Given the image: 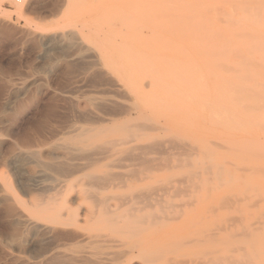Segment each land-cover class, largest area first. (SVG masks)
I'll use <instances>...</instances> for the list:
<instances>
[{"label": "rangeland", "instance_id": "374dc122", "mask_svg": "<svg viewBox=\"0 0 264 264\" xmlns=\"http://www.w3.org/2000/svg\"><path fill=\"white\" fill-rule=\"evenodd\" d=\"M218 1L0 0V264H43L40 256L49 242L29 233L24 221L44 222L53 213L47 209L51 199L63 196L77 201L69 205L79 214L75 229L83 235V264H264V0H221L231 1L229 6ZM190 21L200 33L227 31L220 41L261 42V56H177L174 46ZM243 33L250 39L240 38ZM94 54L115 84L95 88L92 77L66 93L67 75L84 71L78 57ZM64 57H70L68 65L59 64ZM244 62L255 71H242ZM100 98L134 104L138 113L102 125L85 123L79 114L94 110ZM69 124L74 131L102 128L87 149L125 138L130 130L142 136L134 144L158 141L161 153L148 158L160 163L140 166L123 152L90 157L97 152L78 151L79 129L61 131ZM74 154L82 171L61 178L57 163L70 162ZM91 160L99 161L92 166ZM109 173L117 180L97 184L100 191L88 188L87 177ZM109 209L113 214L105 213ZM62 252L67 256L60 264H74V253Z\"/></svg>", "mask_w": 264, "mask_h": 264}, {"label": "bare ground", "instance_id": "6f19581e", "mask_svg": "<svg viewBox=\"0 0 264 264\" xmlns=\"http://www.w3.org/2000/svg\"><path fill=\"white\" fill-rule=\"evenodd\" d=\"M203 1H205V0H201V3L203 2ZM218 2H222L221 0H219ZM217 2V3H218ZM238 2V1H237ZM217 3H216V5H217ZM227 3H229V4H231L232 5V2L231 1H225V2H222V4H225V5H227ZM187 4V3H186ZM185 4V5H186ZM189 4V3H188ZM219 4V3H218ZM222 4H219V5H222ZM247 4V3H246ZM249 4H250V2H249ZM196 5V4H195ZM202 4H200V7H202L203 8V6H201ZM187 6V5H186ZM191 6V5H190ZM215 6V5H214ZM223 7H224V5H222ZM227 6H229V5H227ZM246 6V5H245ZM249 6V5H248ZM184 7V6H183ZM189 7V6H188ZM193 7V6H192ZM219 7V6H218ZM237 7V6H236ZM263 7V6H262ZM182 8V7H181ZM187 8V7H186ZM191 7H189V9H190ZM206 9H207V7H205ZM210 8H211V6H210ZM214 8V7H213ZM259 8H261V6H259L258 7V9ZM184 9V8H183ZM235 9V11L238 9H236V8H234ZM247 9V8H246ZM256 9V8H255ZM187 10H188V8H187ZM201 10V9H200ZM211 10V9H210ZM210 10H208V11H210ZM190 11H195L196 12V9L195 10H193V8H192V10H189V12ZM199 11V10H198ZM213 11V10H212ZM246 11H248V10H246ZM226 12V11H225ZM262 12V11H261ZM192 13V12H191ZM190 13V14H191ZM202 13H204V12H202ZM210 13H211V11H210ZM227 13V12H226ZM248 13H250V12H248ZM193 14V13H192ZM196 14H197V12H196ZM260 14H262V13H260L259 12V16H260ZM200 15V14H199ZM226 15V14H225ZM229 15V14H228ZM243 15V14H242ZM250 15H252V14H249L248 16H250ZM258 15H256L255 14V17L256 16H258ZM184 16V15H183ZM195 16V15H194ZM198 16V15H197ZM197 16H195V18L194 17H192V19L194 20V19H196V17ZM200 16H204V14H201ZM205 16H206V14H205ZM234 16V15H233ZM236 16V15H235ZM185 17H187V16H185ZM185 17L184 18H182L183 20L185 19ZM211 17H212V15H211ZM216 17V16H215ZM221 17V16H220ZM228 17V19L230 18V16H227ZM244 17V16H243ZM251 17V16H250ZM190 19H191V17H189ZM213 18V17H212ZM218 18V17H217ZM242 17H240V19H241ZM221 19H223V18H221ZM231 19V18H230ZM229 19V20H230ZM260 19H261V17H260ZM192 20V21H193ZM216 20V19H215ZM220 20V19H219ZM233 20V19H232ZM244 20V19H243ZM246 20H250V18H248V19H246ZM257 20V19H256ZM201 21V20H200ZM234 21V20H233ZM235 21H237V19H235ZM182 22V21H181ZM194 22V21H193ZM205 22V21H204ZM212 22V21H211ZM219 22V21H218ZM238 22H240V20H238ZM237 22V23H238ZM247 22V21H246ZM251 22V24L253 23L252 21H250ZM260 21H258V23H259ZM189 23V22H188ZM195 23V22H194ZM220 23V22H219ZM221 23H223V22H221ZM226 23H228V21L226 22ZM231 23V22H230ZM241 23V22H240ZM239 23V25L240 26H242L241 24ZM257 23V22H256ZM197 24V23H196ZM198 24H201V23H198ZM197 24V25H198ZM205 24V23H204ZM203 24V25H204ZM229 24V23H228ZM193 26V24H191V21H190V24H189V26H187V27H185L181 32H182V40L179 42V44L178 45H176V46H174L175 48L173 49L174 51H175V53L177 54V56H182V57H193V56H198V57H214V58H216V57H232V56H235V55H237L236 57L238 58V56L239 57H256V55H260L261 56V53H262V49H263V47H262V44H261V42H250V43H248V42H239V41H235L234 39H227V40H223V41H220V38L221 37H224V35L227 33V31H225L224 30V32L223 31H220V30H209V31H207L206 33H200L198 30H196L194 27H190V26ZM205 26V25H204ZM233 26V25H232ZM176 28H177V26H176ZM241 28V27H240ZM206 29V28H205ZM252 29V28H251ZM254 29V28H253ZM102 30V29H101ZM125 30V29H124ZM241 30V29H240ZM242 30H244L243 28H242ZM241 30V31H242ZM103 31V30H102ZM234 31V30H233ZM248 31V36L250 35V34H252V35H250V37H252V36H255L256 38H257V36L256 35H254V33L252 32L251 33V31H249V30H247ZM92 32V31H91ZM106 32V31H105ZM231 32V31H230ZM244 32H245V30H244ZM180 33V32H179ZM234 33L236 34H234L235 36H237V33L234 31ZM256 33H258V32H256ZM240 34H242V33H240ZM261 35V33H258V35ZM262 34H264V33H262ZM109 35V34H108ZM223 35V36H222ZM239 36V35H238ZM242 36H243V38H245V39H247V37L248 36H244V33H243V35H240L239 37L240 38H242ZM98 37V36H97ZM238 37V38H239ZM250 37L248 38V39H250ZM258 37H261L262 38V36H258ZM99 38V37H98ZM237 38V39H238ZM242 38V39H243ZM263 38H264V36H263ZM247 39V40H248ZM252 39H255V38H253L252 37ZM257 40V39H256ZM126 41V40H125ZM81 45V44H80ZM264 46V45H263ZM88 52V51H87ZM244 52H245V54H247V55H245L244 54ZM91 54V53H90ZM242 54H244V56L242 55ZM74 55V54H73ZM95 55V54H94ZM68 58H70V57H64V59L63 60H60L59 61V64H61L62 62H65L66 63V65H68V61H67V59ZM92 58V60L93 61H88L89 59H91ZM263 58V57H262ZM253 60H255L254 58H252ZM76 60V59H75ZM78 60L79 61H81V62H83L82 64H84L85 63V66L83 67L84 68V71L83 72H80L79 71V73H69L68 75H67V79H68V83L66 84V86L65 87H63L65 90H68V92L66 91V93H69V91H71V90H74L75 88H78V85L80 84V83H82V82H84V81H88L90 78H95L96 77V79H94L93 80V82H92V85H94V87L95 88H102L103 86H106V85H109V86H113L114 84H115V80L113 79V77L108 73V72H106L103 68H102V66H101V64H100V62H99V58L95 55L94 57H78ZM213 60V59H212ZM216 60V59H215ZM218 60V59H217ZM243 61H247V60H243ZM260 61V60H259ZM70 62H72V60H70ZM75 62V61H74ZM77 62V61H76ZM136 62V61H135ZM219 62V61H218ZM242 62V61H241ZM78 63V62H77ZM137 63V62H136ZM217 63V62H216ZM222 63V62H221ZM224 63V62H223ZM227 63V62H226ZM245 64H248V65H244V66H241V67H239L240 66V64L241 63H239V64H237L238 66L237 67H239V68H241V70L242 71H253V69H254V71H255V68H253V66H250L251 64L248 62V63H246V62H244ZM254 63H255V61H254ZM70 65L72 64V63H69ZM76 64V63H75ZM93 64V65H92ZM218 64V63H217ZM228 64V63H227ZM226 64V65H227ZM257 64V66L259 65V63L257 62L256 63ZM264 64V63H263ZM73 65V64H72ZM215 65V64H214ZM223 65V64H222ZM224 65H225V63H224ZM223 65V66H224ZM242 65V64H241ZM83 66V65H82ZM219 66V65H218ZM256 66V67H257ZM76 67V66H75ZM77 67H78V65H77ZM221 68H222V66H220ZM228 67V66H227ZM236 67V68H237ZM255 67V66H254ZM259 67V66H258ZM83 68H82V70H83ZM230 68H232L231 67V65H230ZM260 68H262V67H259L258 69H256V70H260ZM264 68V67H263ZM80 69V68H79ZM223 70H224V68H222ZM226 69V68H225ZM163 70V69H162ZM197 70V69H196ZM221 70V69H220ZM222 70V71H223ZM231 70V69H230ZM239 70V69H238ZM228 70H226V72H227ZM232 71H234V69H232ZM264 71V70H263ZM76 72H78V71H76ZM239 72H240V70H239ZM246 73V74H250V73ZM92 78V79H93ZM56 83V82H55ZM86 84H89V83H86ZM65 85V84H64ZM108 86V87H109ZM86 87V86H85ZM93 87V88H94ZM62 88V89H63ZM83 88H84V86H83ZM61 89V90H62ZM20 90V89H19ZM56 90V89H55ZM110 90V89H109ZM121 90V89H120ZM59 91V90H58ZM123 91V90H122ZM127 91V90H126ZM125 91V92H126ZM46 92V91H45ZM63 92H65V91H63ZM76 92V91H75ZM86 92V91H85ZM84 92V93H85ZM100 92V91H99ZM99 92H97V93H99ZM103 92V91H102ZM107 92V91H106ZM114 92V91H113ZM112 92V93H113ZM116 92V91H115ZM78 93V92H77ZM101 93V92H100ZM108 93V92H107ZM127 93H128V91H127ZM87 94V93H86ZM114 94V93H113ZM62 95H64V94H62ZM126 96H127V94H125ZM124 95V96H125ZM130 96V94H128V97ZM63 97V96H62ZM63 98H65V97H63ZM66 99L68 100L69 98L68 97H66ZM65 99V100H66ZM122 99H124V98H122ZM70 100V99H69ZM93 105H94V110H90L89 109V112L88 113H80L79 114V116H82V118L83 119H86V120H84V121H86L85 123H89V124H92V125H102V124H104V123H106V122H108V121H112L114 118H118L119 116H123V115H128V116H135V114L136 113H138V108L134 105V104H127V103H124V102H121V101H117V100H113V99H110V98H100L99 100H98V102H97V104H95V103H93ZM56 108V107H55ZM65 108V107H64ZM74 110H76V109H74ZM79 110V109H78ZM88 110V109H87ZM59 111V110H58ZM62 111V110H61ZM80 111H82V110H80ZM49 112V111H48ZM57 112V111H56ZM56 112H55V114H56ZM65 112H67V111H65V109H64V113ZM71 112V111H70ZM76 112V111H75ZM78 112V111H77ZM60 113V112H59ZM54 114V113H53ZM66 114V113H65ZM68 114V113H67ZM66 114V115H67ZM76 114V113H75ZM60 115H61V113H60ZM62 117H63V114L61 115ZM73 116V115H72ZM75 116H77V114L75 115ZM59 117V116H58ZM71 117V116H70ZM73 118V117H72ZM2 119V118H1ZM56 119H58L57 117H56ZM63 119H64V117H63ZM77 119H78V116H77ZM134 119V118H133ZM136 119V118H135ZM48 120V119H47ZM60 120H61V118H60ZM71 120V119H70ZM70 120H67V121H70ZM56 121H58V120H56ZM74 120L72 119V122H73ZM78 121V120H77ZM83 121V122H84ZM83 122H81V123H83ZM57 123V122H56ZM58 123H59V121H58ZM67 123V122H66ZM70 123V122H69ZM125 123V122H124ZM128 123H129V121H128ZM53 124V123H52ZM60 124H61V122H60ZM68 124V123H67ZM72 124V123H71ZM63 125V124H62ZM122 125V124H121ZM126 125V124H125ZM49 126V125H48ZM144 126V125H143ZM46 127V126H45ZM63 127V126H62ZM74 127V126H73ZM73 127L69 124V126H66V127H64V128H61V131L62 130H67L68 128H71V129H73ZM136 127V126H135ZM138 127L140 128V125H138ZM142 127V126H141ZM145 127V126H144ZM153 127V126H152ZM130 128V127H129ZM44 129V128H43ZM46 129H47V127H46ZM52 129V128H51ZM59 129V128H58ZM80 130V132L76 135V137H74V139L75 138H79V143H80V145H81V147L79 148V150L78 151H80V152H82V153H88L89 151L91 152H97V153H94V154H89V156L90 157H92L93 155L95 156V154L98 156V153L99 152H103L104 154L106 153V154H108L109 152H123V153H125L129 158H130V161L131 160H133L134 161V163L136 162V163H138V164H140V166L142 165V166H145V167H148L150 164H152L153 162H155V160L157 161L158 160V158L157 159H153L152 160V158H148V156H149V154H151V153H156V154H160L161 153V144L157 141H154V142H150V143H147V144H142V145H140V144H134L137 140H139V138L141 139V134H139V133H134V132H132L131 130L130 131H128V133H127V136L125 137V138H121V139H116V140H112V141H109V142H107L104 146H98L97 148L95 147V148H91V149H87L88 147L90 148L91 147V145L90 144H88L89 143V139H91V140H93L92 138H94L95 136H97V135H100L101 133H103L104 131L102 130V128H101V130H96V129H92L91 127L89 128V126H88V128H77V130ZM125 129V128H124ZM152 129V128H151ZM154 129V128H153ZM153 129H152V131H153ZM38 130V129H37ZM36 130V131H37ZM45 130V129H44ZM76 129H75V131H74V129H73V131L72 132H76L77 131ZM127 130V129H126ZM139 130H143V129H139ZM155 130V129H154ZM32 131V130H31ZM42 132V130L40 129V130H38V132ZM45 131H47V130H45ZM45 131H43V134H44V132ZM48 131H50L49 129H48ZM52 131V130H51ZM61 131H58V133H61V134H65V133H63V132H61ZM150 131V130H149ZM39 132V133H40ZM53 132V131H52ZM36 133V132H35ZM34 133V134H35ZM38 133V134H39ZM50 133V132H49ZM54 133V132H53ZM33 134V133H32ZM42 134V133H41ZM66 135V134H65ZM68 135V134H67ZM46 136H47V134H46ZM46 136H45V138H46ZM55 136V135H54ZM62 136V135H61ZM40 137V136H39ZM43 137H44V135H43ZM63 137V136H62ZM61 137V138H62ZM42 138V137H41ZM64 138V137H63ZM43 139V138H42ZM59 139V138H58ZM57 139V140H58ZM31 140V139H30ZM48 140V139H47ZM63 140V139H62ZM73 140V139H72ZM76 140H78V139H76ZM28 141V140H27ZM31 142V141H30ZM44 142H47V141H44ZM43 142V143H44ZM54 142H56V141H54ZM38 143H40V142H38ZM57 143V142H56ZM64 143V142H63ZM62 143V144H63ZM29 144V143H28ZM99 144V143H98ZM30 145V144H29ZM28 145V146H29ZM32 145V144H31ZM41 145V144H40ZM53 145V144H52ZM66 145V144H65ZM94 145V144H93ZM175 145H179V144H175ZM188 145V144H187ZM36 146H38V145H36ZM57 146V145H56ZM68 146V145H67ZM71 146V145H70ZM69 146V147H70ZM40 147H42V145L40 146ZM55 147V146H54ZM61 147V146H60ZM68 147V149H72V148H69ZM164 147V146H163ZM63 148H66V146L65 147H63ZM183 148V147H182ZM52 149V148H51ZM58 149H59V147H58ZM181 149V148H180ZM55 150V149H54ZM56 150H57V148H56ZM67 149H65V151H66ZM74 150V149H73ZM101 150V151H100ZM103 150V151H102ZM104 150H106L105 152H104ZM163 150V149H162ZM174 150V149H173ZM53 151V150H52ZM63 151H64V149H63ZM69 151V150H68ZM36 152V151H35ZM35 152H33V154L35 153ZM30 153V152H29ZM37 153V152H36ZM40 153V152H39ZM53 153H55V152H53ZM66 153V152H65ZM68 153H70V155L69 156H71V152L69 151ZM73 153V152H72ZM101 153H99V155H102ZM32 154V155H33ZM41 154V153H40ZM40 154H38V156H39V159H40ZM1 155V154H0ZM25 155V154H24ZM35 155V154H34ZM37 155V154H36ZM47 155H48V153H47ZM64 155V154H63ZM73 155V154H72ZM75 156L76 155H78L77 156V158L75 157H73V159L71 160L70 159V162H68V161H64V163H62V164H60V165H58V163H57V166H56V168H55V170H56V173L61 177V178H64V179H69V178H71V177H73L74 175H76L77 173H79V172H81L80 171V166H81V164H77V163H74L73 161H75L76 159L78 160L79 158V154H74ZM81 155V154H80ZM16 156V155H15ZM37 156V157H38ZM42 156H43V153H42ZM106 156H108L109 157V155H106ZM111 156V155H110ZM160 156H162V155H160ZM191 156V155H190ZM13 157H14V155H13ZM21 157V156H20ZM63 157H65V156H63ZM86 157H87V155H86ZM89 157V158H90ZM125 158H126V156H124ZM47 158V157H46ZM50 158V157H49ZM52 158V157H51ZM60 158V157H59ZM69 158H72V157H69ZM88 158V157H87ZM95 158V157H94ZM99 158V157H98ZM105 158V157H104ZM128 158V159H129ZM156 158V157H155ZM20 159V158H19ZM23 159V158H22ZM28 159V158H27ZM34 159V158H33ZM36 159V158H35ZM39 159H37V160H39ZM53 159H54V157H53ZM68 159V158H67ZM75 159V160H74ZM84 159V158H83ZM101 160H102V158H100ZM187 159H188V156H187ZM2 160V159H1ZM29 160V159H28ZM61 160V159H60ZM80 160V159H79ZM85 160V159H84ZM89 160V159H88ZM117 160V159H116ZM56 161V160H55ZM83 160H81V162H82ZM87 161V160H86ZM92 162L91 163H89V164H91L92 166L93 165H95L98 161H94L93 162V160H91ZM121 161V160H120ZM125 161H127V158H126V160ZM124 161V162H125ZM129 161V162H130ZM159 161V160H158ZM32 162H33V160H32ZM54 162V161H53ZM80 162V161H79ZM89 162V161H88ZM132 162V161H131ZM130 162V163H131ZM165 162H167V161H165ZM36 163V162H35ZM43 163V162H42ZM61 163V162H60ZM159 163H160V161H159ZM34 164V163H33ZM118 164H119V162H118ZM43 165V164H42ZM50 165V164H49ZM56 165V164H55ZM84 165H86V164H84ZM109 165V164H108ZM122 165V164H121ZM134 165V164H133ZM158 165V164H157ZM160 165V164H159ZM158 165V166H159ZM35 166H37V165H35ZM43 166H45V165H43ZM82 166H83V164H82ZM118 166V165H117ZM125 166V165H124ZM151 166V165H150ZM34 167V166H33ZM51 167V166H50ZM52 167L54 168V166L52 165ZM86 167L88 168V166L86 165ZM86 167H85V169H86ZM89 167H91V166H89ZM114 167V166H113ZM121 167L122 166H120V169H121ZM162 167V166H161ZM47 169L49 168L48 166L46 167ZM84 168V167H83ZM83 168H81V169H83ZM125 168V167H124ZM206 168H208V167H206ZM84 169V170H85ZM150 169V168H149ZM155 169V168H154ZM159 169V168H158ZM25 170H27V168L25 169ZM48 170H50L51 171V169L49 168ZM54 170V171H55ZM135 170H136V168H135ZM146 170V169H145ZM152 170H153V168H152ZM32 172V171H31ZM51 172H53V171H51ZM135 172H137V171H135ZM134 172V173H135ZM149 172V171H148ZM128 173H131L132 174V171L131 172H128ZM134 173L131 175L130 174V176H136V177H138L139 175H137V174H135L134 175ZM120 174V173H119ZM144 174V173H143ZM18 175V174H17ZM31 175H33V174H31ZM121 175H123V174H121ZM127 175V174H126ZM126 175H124V176H126ZM188 175V174H187ZM187 175H185V176H187ZM39 176V175H38ZM49 176V175H48ZM130 176H128L129 178H131ZM87 178H89L88 180H89V182H90V184H91V186L90 187H88V188H90V189H92V191H93V188H94V185H95V189L96 188H99V191H100V189L101 190H103L102 189V187L100 188L99 187V185L96 187V185L97 184H102V183H108V182H111V181H114V180H117V178H116V176L115 175H112V174H110L109 173V175H106L105 177H97V176H94V175H91L90 177H87ZM123 178V177H122ZM133 178V177H132ZM131 178V179H132ZM138 178H140V177H138ZM50 179V178H49ZM57 179V178H56ZM121 179V178H120ZM24 180V179H23ZM31 180V179H30ZM118 180H119V175H118ZM123 180H124V178H123ZM135 180V179H134ZM170 180V179H169ZM179 180H181V179H179ZM26 181V180H25ZM54 181H56V180H54ZM120 182H123V181H121V180H119ZM129 181V180H128ZM183 181V180H182ZM33 182V181H32ZM119 182V183H120ZM139 182V181H138ZM184 182H186V181H184ZM191 182V181H190ZM57 183V182H56ZM115 183V182H114ZM67 184H69L68 182H67ZM93 184V185H92ZM125 184V183H124ZM32 185V184H31ZM33 185H34V183H33ZM66 185V184H65ZM115 185V184H114ZM126 185V184H125ZM58 186V185H57ZM56 186V187H57ZM105 186H106V184H105ZM185 186V185H184ZM55 187V188H56ZM63 187H64V185H63ZM62 187V188H63ZM93 187V188H92ZM139 187V186H138ZM55 188H54V190H55ZM88 188H87V190H88ZM115 188V187H114ZM31 189H33V188H31ZM46 189V188H45ZM48 189V188H47ZM52 189V188H51ZM50 189V190H51ZM94 189V190H95ZM105 189V188H104ZM106 189H107V187H106ZM35 190V189H34ZM33 190V191H34ZM166 190V189H165ZM170 190V189H169ZM32 191V190H31ZM47 191H49V190H47ZM47 191H44V192H46L47 193ZM52 191V190H51ZM70 191H72V189H69L67 192H70ZM91 191V192H92ZM98 191V192H99ZM184 191V190H183ZM165 192V191H164ZM177 192V191H176ZM73 193V192H72ZM156 193V192H155ZM166 193V192H165ZM179 193V192H178ZM93 194V193H92ZM136 194H137V192H136ZM154 194V193H153ZM58 196H59V194H58ZM67 196V195H66ZM100 196V195H99ZM98 195L96 196V195H94L93 196V198H98L99 197ZM123 196H125V195H123ZM127 196V195H126ZM136 196V195H135ZM148 196H150V195H148ZM156 196H158L157 194H156ZM45 197H47V196H45ZM92 197V195H90L89 196V198H91ZM117 197V196H116ZM151 197V196H150ZM42 198V197H41ZM104 198V197H103ZM137 198H139L138 197V194H137ZM145 198H147L146 196H145ZM149 198V197H148ZM160 198V197H159ZM44 199V198H43ZM42 199V200H43ZM50 199V198H49ZM48 199V200H49ZM113 199H115V198H113ZM127 199V198H126ZM13 200V199H12ZM107 200H108V198H107ZM116 200H118V199H116ZM122 201H123V199H121ZM134 200H137V199H134ZM139 200L141 201V200H143V199H141V198H139ZM45 201V200H44ZM43 201V202H44ZM118 201H120V200H118ZM125 201V200H124ZM123 201V202H124ZM130 201V200H129ZM158 200L156 199V202H157ZM77 201L76 200H74V199H69V198H66V197H61V198H52L51 199V201H50V203H49V208H47L48 210L51 208V210L53 209V213L51 214V215H49V216H47V217H45V220H44V222H39V221H35V220H31V219H25V221H24V225H27V230H28V232L29 233H31V232H37V233H39L40 235H41V237H45V239H47V242H49V245H48V247L46 246V248H42L43 249V251H42V253H41V256L40 257H42L43 259H42V262L41 263H48L49 262V260L50 261H52V260H54V259H58L57 260V262H58V264H60V260H59V258L62 256V258H65L66 256H67V254H66V252H62V251H69V250H71L74 254H73V257L71 256L70 257V260H72V262L74 263V264H83L82 262L84 261V259L83 258H86V257H83V255H82V251L79 249V245L81 244V242H82V238H83V235H81L80 234V232H78L76 229H75V227H77L78 226V223H79V214H78V211H76V210H73L72 209V207H71V205H69L70 203L73 205V204H75ZM98 202V201H97ZM96 202V209H97V205H98V203ZM103 202V201H102ZM106 202H108V201H106ZM131 202V201H130ZM162 202V201H161ZM99 203H100V201H99ZM137 204H138V202H136ZM148 203H150V204H152L151 203V201L150 202H148ZM100 204H103V203H100ZM121 204V203H120ZM150 204H148V205H150ZM155 204V203H154ZM192 204V203H191ZM44 205V204H43ZM51 205H54L53 207H51ZM124 205V204H123ZM153 205V204H152ZM121 206V205H120ZM224 206V205H223ZM106 207V206H105ZM122 207V206H121ZM177 207V206H176ZM133 208V207H132ZM162 208V207H161ZM224 208V207H223ZM42 209V208H41ZM40 209V210H41ZM46 209V210H47ZM17 209H15V211H16ZM38 210V209H37ZM36 210V211H37ZM39 210V211H40ZM134 210H135V208H134ZM209 210V209H208ZM43 211V210H42ZM160 211H162V210H160ZM183 211V210H182ZM14 212V211H13ZM105 213L106 214H113V211H111L110 209L108 210V211H105ZM154 215V214H153ZM156 215V214H155ZM166 216V215H165ZM107 217V216H106ZM155 217H157V215L155 216ZM161 217V216H160ZM160 217H158L159 219L158 220H160L161 218ZM167 217V216H166ZM19 218H20V216H19ZM22 218H24V217H22ZM34 218V217H33ZM37 218V217H36ZM109 219V218H108ZM155 220V219H154ZM111 221V220H110ZM138 221V220H137ZM141 221H143V220H141ZM145 221H146V219H145ZM153 221V220H152ZM151 221V222H152ZM154 222V221H153ZM112 223V222H111ZM140 223H142V222H140ZM146 224V223H145ZM151 226H153L152 224H151ZM152 228V227H151ZM162 228V227H161ZM154 229V228H153ZM23 231V230H22ZM148 232V231H147ZM10 233V232H9ZM20 234H22V233H20ZM34 237V236H33ZM248 237V236H247ZM140 239V238H139ZM86 240V239H85ZM143 241H144V243H150L146 238L145 239H143ZM158 241V240H157ZM109 242H111V240H109ZM48 244V243H47ZM146 245V244H145ZM12 247V246H11ZM69 247V248H68ZM119 247H120V245H119ZM264 247V246H263ZM68 248V249H67ZM150 248V247H149ZM238 248H239V246H238ZM254 249V248H253ZM141 250V249H140ZM246 250V249H245ZM122 252H125V250L124 251H122ZM245 252V251H244ZM40 253V252H39ZM86 253V252H85ZM121 253V252H120ZM126 253H128V251L126 252ZM118 254V253H117ZM117 254H115L116 256H117ZM124 254V253H123ZM137 254H140V252L139 253H137ZM106 255H107V253H106ZM126 255V254H125ZM69 256V255H68ZM142 256V255H141ZM248 256V255H247ZM258 256V255H257ZM7 257V256H6ZM118 257V256H117ZM139 257V256H138ZM72 258V259H71ZM115 258V257H114ZM121 258V256H120V254H119V259ZM10 259V258H9ZM39 259V258H38ZM258 259H259V257H258ZM16 260H17V258H16ZM15 260V261H16ZM21 260V259H20ZM24 260V259H23ZM88 260H89V257H88ZM91 260V259H90ZM115 260H116V258H115ZM260 260V259H259ZM18 261V260H17ZM29 261V260H28ZM56 261V260H55ZM93 261V260H92ZM210 261V260H209ZM23 262H27V261H23ZM22 262V263H23ZM69 262V261H68ZM250 262V261H249ZM68 264L67 262H63V264ZM92 263V262H91ZM252 263V262H251ZM53 264H55V262H53ZM57 264V263H56ZM208 264V263H207ZM232 264V263H231Z\"/></svg>", "mask_w": 264, "mask_h": 264}, {"label": "built area", "instance_id": "2783aa9c", "mask_svg": "<svg viewBox=\"0 0 264 264\" xmlns=\"http://www.w3.org/2000/svg\"><path fill=\"white\" fill-rule=\"evenodd\" d=\"M21 0H19V2H20Z\"/></svg>", "mask_w": 264, "mask_h": 264}]
</instances>
